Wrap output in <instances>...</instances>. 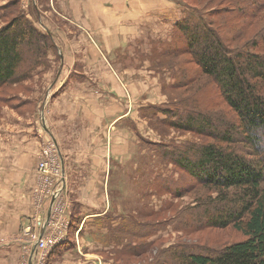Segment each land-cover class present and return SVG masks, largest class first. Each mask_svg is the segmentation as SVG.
Here are the masks:
<instances>
[{"label":"trees","instance_id":"obj_1","mask_svg":"<svg viewBox=\"0 0 264 264\" xmlns=\"http://www.w3.org/2000/svg\"><path fill=\"white\" fill-rule=\"evenodd\" d=\"M48 4L49 0H32L25 9L23 0H0V106L9 102L18 107L29 100L8 92L10 85L22 84L34 78V73L53 70V63L55 71L59 70L61 55L54 28L47 27L43 14ZM179 4L182 14L171 28L170 37L149 34L148 49L137 54L142 62L149 59L157 66L168 63L157 62L158 57L165 58L172 71V79H162L161 83V94L166 99L138 106L154 136L137 131L136 118L130 113L118 121L130 118V125L148 145L145 152L150 158L157 155L179 172L177 178L173 173L155 171L153 175L149 165L148 194L168 192L180 197L201 187L206 191L195 199V217L186 230L228 226L244 237L219 248L186 243L159 246L162 237L158 234L170 218L144 222L130 213L114 217L110 207L86 218L81 204L74 201L68 238L51 249L47 263L54 253L73 251L76 234L83 235L90 223L103 227L94 231L99 232L104 243L113 246L109 252L138 258L151 254L150 262L140 264H264V31L235 45L229 39L225 19L218 21L212 16L220 12L219 8L207 11L190 0H179ZM234 5L236 15L252 18L263 8L264 0H236ZM185 55L189 57L186 60L195 63V69L174 61ZM142 62L123 66H139ZM202 77L211 86L210 92L201 82ZM156 126L161 132L173 129V135L166 137ZM171 202L162 204L151 215L162 214ZM103 216L118 218V222L105 224ZM177 216L176 213L174 217ZM174 227L183 226L178 223ZM89 249L83 246L84 251ZM104 260L108 264H134L112 257Z\"/></svg>","mask_w":264,"mask_h":264},{"label":"crops","instance_id":"obj_2","mask_svg":"<svg viewBox=\"0 0 264 264\" xmlns=\"http://www.w3.org/2000/svg\"><path fill=\"white\" fill-rule=\"evenodd\" d=\"M25 1L30 3L32 0H23V4ZM33 1L38 3L39 0ZM48 5L43 13L47 15V11H55L58 16L57 20L46 19L48 27L60 29L62 23L58 20L67 19L77 28V14L85 21L93 15L99 20L95 21V31H103L101 37L108 35L113 38L111 43L118 45L120 42L115 41L132 33L136 27L160 31L169 26L171 29L178 18H173L177 16L173 0H49ZM83 25L87 29L90 27ZM119 32L122 36L118 35ZM69 61L77 62V65L64 70L62 64L57 72L34 73L33 77L43 73L49 77L40 94L32 99L31 116L26 121L18 119L21 129L17 130L16 138L11 134L0 137V264H36L35 242L29 236L23 237V231L32 224L31 218L36 212L31 188L42 138L50 136L60 149L66 175L63 182L69 192L71 178L69 184L74 196H80L77 175H83L85 192L79 200L87 218L100 209H87V203L91 202L84 197H94L98 191L96 175L108 174L115 140H121L122 144L128 135V130H124L117 120L128 114L131 104L124 101L126 89L122 86L121 76L117 75L107 57L91 54L65 60L66 63ZM0 132L5 135L4 129ZM91 228L97 230L95 226L91 225ZM78 238L83 241L82 235ZM79 244L77 247L76 234V246L71 247L73 251L64 255L54 253L46 264H104L100 256L88 258L87 254L91 252L84 251ZM86 246L92 250L93 246Z\"/></svg>","mask_w":264,"mask_h":264},{"label":"rangeland","instance_id":"obj_3","mask_svg":"<svg viewBox=\"0 0 264 264\" xmlns=\"http://www.w3.org/2000/svg\"><path fill=\"white\" fill-rule=\"evenodd\" d=\"M173 1L176 5L177 10V16H174L173 18L175 19L176 17H178V20L182 14V6L179 4V0ZM190 1L199 4L207 11H212L219 8L220 12L214 13L212 14V16L218 21L225 19V21L227 22L226 26H228V28H226L230 31L229 39L235 45L242 44L247 40L253 38L257 33L260 34L262 31H264V5L263 8L251 18L247 15L245 17H242L234 13V10L236 9L234 2L236 0ZM28 4L29 1L24 2L23 5L25 9L28 8ZM47 12V15L45 13V17L47 19H58L56 18L58 16L55 11ZM88 19L89 20L87 21L82 20L80 18V15L77 14V28H75L72 22L67 21V19L58 20L62 23L60 24L61 28L57 30L54 29V34L55 40L59 46V53L61 55V65L59 69H61L62 64L64 70H68L70 67L77 65V62L72 61L66 63L65 60L67 59L72 60L74 57L76 59H80L81 57H86L91 54L105 55L109 60V63H111V65L117 72V75L121 76L119 78L122 81V86L124 90L126 89V91L124 92V101L128 100V105L131 104L128 113L132 114L136 118L138 129L137 131H139L142 135L145 134L146 136H154L153 130L147 124V118L140 115V108L138 110V106L140 105V103L143 104L146 102H153L160 98L166 99V96H162L161 94V83L162 79H172V71L169 67H167V65H169V61H167V59L165 58H157V62L159 63L163 64V61L168 62L164 63V65H159V67L153 64L149 59H145L142 62L137 57V54L140 50H146L147 45L150 44L149 34L157 37L160 35V33H162V37H170L171 34L169 32L171 29L169 28V26H167V28H163L160 31L158 29L154 30L146 29L144 27H136L135 31H133L132 33L124 35L123 38H118V40L115 41L117 43L120 42L118 45L111 43V39L113 38H109L108 35H105V37H101L100 32L103 33V31H95V21L99 22L97 17L94 18L93 15H89ZM83 24L90 27L87 29ZM118 35L122 36L120 32L118 33ZM126 51L127 54L124 53ZM50 55L54 54L51 52ZM134 55L136 56L135 58ZM188 58L189 57L187 55L180 56L174 59V61L182 64V66L185 65L195 69V63L186 60ZM133 61L142 63L139 66H123V63L129 64ZM53 66L54 69L52 71L54 72L55 69H57V66L55 63H53ZM48 77L49 75L43 73L28 81L22 82V84L10 85L7 88L8 92L12 94L13 92L16 93L20 96L21 99L23 98L22 100H29L24 101L18 107L11 106L9 102L2 103V105L0 106V129L5 130V135H2L0 132V137H5L6 135L11 134L14 138H16L15 135H17L19 132L17 130L21 129V127L19 126L20 121L18 119L24 121L29 119L34 108L32 99L40 94L43 86L48 81ZM201 80V82L205 85L206 91L209 90L208 92H210L211 86H208L205 82L206 78L202 77ZM127 81L129 84L127 83ZM195 90L197 89H195L194 87V91ZM184 92H188L187 88L184 90ZM13 101L18 102L19 100L14 99ZM143 106L146 105L143 104L141 107ZM129 121L130 118L126 119L125 121L117 120L119 124L123 122L121 125L126 128V131L128 130V135L124 137L122 144L121 140H115V145L113 147V156H110L108 168V170H110L108 171L110 176L109 174L96 175V185L98 187V191H96L94 197L91 199H88V197L85 195L86 197H84V199L91 202L87 203L86 208L88 209L98 207L100 210L103 209L102 211H104L105 209L110 207V213L111 215L114 214V217H118V214L130 213V216L134 218L137 217L144 222L158 221L160 220V218H170L169 222L167 223V227L161 229L158 234V237H162L161 244L159 246L164 247H168L171 244L175 243H186L187 245L194 244L195 246H201L202 248H206L208 246L219 248L227 243L234 242L243 238L244 236L240 232L228 226L226 228H221L218 226L208 225L202 228L194 229L192 227V229L186 230V225H191L192 219L195 217V210H193L195 199L198 198L201 194H206V191L202 187L201 189L198 187L199 189L197 188L198 190L196 191L194 190L192 192H184L180 197L172 196L168 192L158 194L152 192L151 195L148 194L149 189L146 183L150 172L149 165L151 171H154L153 175H155V171L157 174L162 173L164 175H171L173 173L174 177L177 178L179 172H175L174 167L171 163L159 160L157 155L154 158H150L147 152H145L148 149V145L146 144V142H144L143 139L139 138L138 132L132 128ZM156 127L160 131V128L158 126ZM165 130L167 132H160L165 134L166 137H171V135H173V129L168 130L165 128ZM40 143L41 151L42 140ZM139 149L141 150L139 151ZM114 159L117 160V163L113 161ZM38 163L39 161L37 162L35 167L34 181L31 188L32 205L35 211L39 207L40 201H44L43 204L45 212L48 204H50L52 201V197L50 195L47 196L48 183H46L45 177H49L50 184L51 178L54 173L50 172L48 176L47 174H43L39 170ZM149 179L151 180V178ZM70 180L71 178L69 177L68 187L70 194L66 186L64 190L68 198L66 197V203L63 205V214L67 216V208L69 206V219L66 227L68 230L73 202L77 201V205H79L78 203L81 204L82 202L79 200V197L85 192V180L83 178V175H77V192L80 193V196L79 194H75L76 196H74V192L72 191V188L69 184ZM69 195H71V197H69ZM75 197H77V199H75ZM71 198L73 199L71 200ZM167 201L172 202L168 204L169 207L167 209L165 208L162 214L151 215L153 210L158 211L160 206L162 204H165ZM145 210H147V212L144 213ZM176 213L178 214V216L174 217ZM31 219L32 224L23 231V237H30L37 229V225L35 223L36 217H32ZM42 219L44 220L45 217H42ZM50 219L51 218L46 220L45 225L40 228H44L47 225L48 228H51L54 225V221H52L50 224L48 223ZM102 221L105 224H117L118 218H108L103 216ZM103 223H101V225H103ZM178 223L183 227L175 228L174 226H177ZM91 225L92 224L88 223V228L85 229V233H83L82 235L83 241H80L77 234V243L80 242L81 246H86V244H88L89 246H93V251L89 250L91 254H87L88 258L100 256V258L105 261L104 258L106 259L107 257H112L119 261L132 262L134 264L150 262L153 259L151 258V254L143 255L142 257L140 256L138 258L136 256L121 254L119 252H109L112 250L113 246L104 243L102 237L98 234L99 232L96 233L94 231L95 229L91 228ZM54 226L56 228L60 226V224L58 222H55ZM92 226H95L96 229H100V227L103 228L99 225ZM92 232H95V234H92ZM100 232H102V230ZM36 233L38 234V230L36 231ZM155 247L157 246L155 245ZM102 250H104L105 252L102 253ZM156 250L157 249L153 251ZM48 252H50V250ZM109 261L111 263L113 262V260L111 259ZM46 263L47 257L43 260V264Z\"/></svg>","mask_w":264,"mask_h":264},{"label":"built area","instance_id":"obj_4","mask_svg":"<svg viewBox=\"0 0 264 264\" xmlns=\"http://www.w3.org/2000/svg\"><path fill=\"white\" fill-rule=\"evenodd\" d=\"M38 161L39 170L43 174H47L48 176L50 172L54 173L50 184L49 177H45L46 183H48L47 196L50 195L52 198L54 197L50 215L51 219L48 221V223L51 224V222L54 221V225L55 222L60 224V226L56 228L54 225L51 228H48L47 225L43 228V234L40 236L42 229L40 227L45 225V220H43L42 217H46V211L44 212V201H40L39 207L36 209L35 215L33 216L36 217L35 223L37 225V229L33 232V235H31L30 238L36 243L37 246V264H43V260L49 253L48 251L66 238L68 230L66 227L69 219V206L67 208L68 216L64 215L63 205L67 200V195L64 190L65 188H63V180L65 179V175L63 173L60 155L56 144L49 136H44L42 138V149L39 154ZM37 230L38 234L36 233Z\"/></svg>","mask_w":264,"mask_h":264},{"label":"water","instance_id":"obj_5","mask_svg":"<svg viewBox=\"0 0 264 264\" xmlns=\"http://www.w3.org/2000/svg\"><path fill=\"white\" fill-rule=\"evenodd\" d=\"M42 116H44V112L42 111ZM61 154V153H60ZM61 159H62V156H61ZM63 165V164H62ZM63 173L65 174V169L63 167ZM53 201H54V197L52 198V201L50 203V206H49V209H48V213H47V220L49 219L50 217V213H51V209H52V205H53ZM35 248H36V245H35Z\"/></svg>","mask_w":264,"mask_h":264}]
</instances>
